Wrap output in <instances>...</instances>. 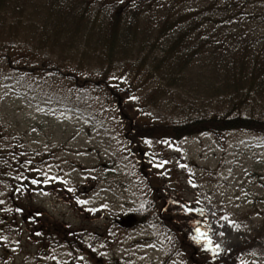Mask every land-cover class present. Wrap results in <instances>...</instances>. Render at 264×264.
I'll return each instance as SVG.
<instances>
[{
	"label": "trees",
	"instance_id": "16d2710c",
	"mask_svg": "<svg viewBox=\"0 0 264 264\" xmlns=\"http://www.w3.org/2000/svg\"><path fill=\"white\" fill-rule=\"evenodd\" d=\"M0 65V84L17 74L98 93L134 144L129 155L138 152L147 173L144 140L177 145L208 133L223 144L231 132L264 135V0H0ZM138 99L133 112L125 111ZM165 105L164 116L150 115ZM14 151L0 145V181L9 186L7 201L15 195L19 215L35 223L41 213L32 208L27 217L19 197L41 179ZM156 183L153 212L169 244L161 264L176 255L186 264L246 257L245 248L227 260L205 250L203 240L193 239L196 228L206 232L203 212L194 211L193 226L190 212L176 214ZM151 207L145 203L135 217L153 218ZM253 236L264 263V221Z\"/></svg>",
	"mask_w": 264,
	"mask_h": 264
},
{
	"label": "rangeland",
	"instance_id": "374dc122",
	"mask_svg": "<svg viewBox=\"0 0 264 264\" xmlns=\"http://www.w3.org/2000/svg\"><path fill=\"white\" fill-rule=\"evenodd\" d=\"M14 77L0 84V145L30 160L41 183L17 196L27 217L32 208L41 214L35 223L22 219L0 181V264H161L169 244L153 212L155 181L176 214L190 212L193 226L194 211L203 212L222 259L245 248L232 264H264L252 239L264 221V135L231 132L223 144L208 133L177 145L144 140L147 173L98 93L58 78ZM165 106L150 115L164 116ZM145 203L153 218L141 221L135 215ZM167 264H186L185 257Z\"/></svg>",
	"mask_w": 264,
	"mask_h": 264
},
{
	"label": "snow or ice",
	"instance_id": "6c2138e0",
	"mask_svg": "<svg viewBox=\"0 0 264 264\" xmlns=\"http://www.w3.org/2000/svg\"><path fill=\"white\" fill-rule=\"evenodd\" d=\"M32 183H37V181H32ZM223 219H227L224 217ZM196 235L193 237V239L199 243L201 240L204 241L205 244V250L212 251L213 254H218V250L220 249V245L217 244L214 247L212 246V240L209 238L207 232H202L199 228H196ZM223 235V233H221Z\"/></svg>",
	"mask_w": 264,
	"mask_h": 264
}]
</instances>
